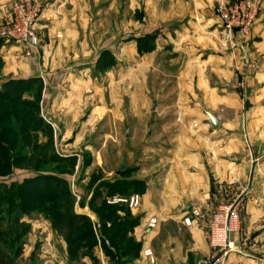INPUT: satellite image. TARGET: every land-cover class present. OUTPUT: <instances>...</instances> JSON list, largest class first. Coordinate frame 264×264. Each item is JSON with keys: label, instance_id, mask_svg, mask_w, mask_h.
Instances as JSON below:
<instances>
[{"label": "rangeland", "instance_id": "374dc122", "mask_svg": "<svg viewBox=\"0 0 264 264\" xmlns=\"http://www.w3.org/2000/svg\"><path fill=\"white\" fill-rule=\"evenodd\" d=\"M41 2L44 8L46 0ZM141 4L71 0L63 8L77 31L68 42L39 32L36 58H24L14 47L0 52V247L13 264H203L210 253L208 219L225 204L206 211L201 203L204 218L192 226L182 217L151 215L157 226L149 229L145 219L134 235L140 205L110 202L132 194L106 185L116 171L146 170L155 162L163 135L149 107L170 102L166 90L182 69L169 64L170 51L156 53L154 17H146ZM162 87L166 96L158 92ZM47 176L60 180L57 197L40 192V177ZM68 201L81 220L61 234L51 218L59 222ZM10 227L14 234L7 233ZM259 245L257 263L264 264V243Z\"/></svg>", "mask_w": 264, "mask_h": 264}, {"label": "crops", "instance_id": "0c3cea01", "mask_svg": "<svg viewBox=\"0 0 264 264\" xmlns=\"http://www.w3.org/2000/svg\"><path fill=\"white\" fill-rule=\"evenodd\" d=\"M69 1L46 0L37 21L38 35L47 32L53 37L56 33L61 41L68 42V34L77 31L70 12L63 8ZM9 2L0 0V21L8 13ZM141 2L144 15L154 17L156 53L159 49L170 51L169 64L182 69L174 73L173 83L166 90L170 102L149 107L158 134L163 135L162 144L156 145L155 162L146 170L121 168L107 185L113 193L141 195L134 235L151 215L157 214L161 221L179 220L193 198L211 209L229 203L244 191L236 206L235 226L240 231L232 236L239 241L244 234L245 241L238 245L249 256L231 253L227 264H258L259 244L264 243V0L249 35L243 38L255 64L247 73L243 93L237 88L239 75L233 69V59L229 53L218 51L215 0ZM169 20L168 27L158 24ZM13 47L25 58L20 46L0 39V52ZM67 86L66 82L63 90ZM162 90L158 92L166 96ZM208 113L216 118L217 125L208 121ZM193 227L197 235L199 229Z\"/></svg>", "mask_w": 264, "mask_h": 264}, {"label": "built area", "instance_id": "2783aa9c", "mask_svg": "<svg viewBox=\"0 0 264 264\" xmlns=\"http://www.w3.org/2000/svg\"><path fill=\"white\" fill-rule=\"evenodd\" d=\"M260 6L261 0H217L215 5L219 27L218 51L229 53L233 59V69L239 75L237 88L242 93L248 71L255 68V64L250 60L249 52L244 47L243 38L249 35ZM42 11L41 0H10L8 13L0 21V39L20 46L26 58H36L39 52L37 21ZM235 200L224 206H218L210 215L208 237L211 248L203 264H227V257L231 253L249 255L238 245L242 238L239 237V241L232 238L236 232L235 221L238 213L236 210L238 203L232 207ZM110 202L124 203L129 209H134L140 205L141 195L132 193L127 197L113 196ZM207 208L209 209L208 206L204 209L207 211ZM202 209L201 203L193 200L182 217L183 224L192 226L200 223L204 218ZM146 221L149 229L155 228L158 224V218L155 216H149ZM143 254L150 257L152 252L146 248Z\"/></svg>", "mask_w": 264, "mask_h": 264}, {"label": "trees", "instance_id": "16d2710c", "mask_svg": "<svg viewBox=\"0 0 264 264\" xmlns=\"http://www.w3.org/2000/svg\"><path fill=\"white\" fill-rule=\"evenodd\" d=\"M44 180L45 186L40 188V192L43 193H48L51 196L57 197V192H58V185H59V179L54 178L52 176H47L45 177H40ZM34 179V178H33ZM52 181H57L56 183L51 182ZM107 185V184H106ZM64 210L65 212L61 216V220L59 222H56L55 217H52L51 220L53 222V227L57 230V232L61 234H68L70 233V227L78 224L80 222V216L76 213H73L71 211V205L68 202H65L64 204ZM16 229L14 227H10L7 230L8 234H14ZM0 237H2V241H5V236L3 232H0ZM0 264H13V258L9 257V254L4 251L0 247Z\"/></svg>", "mask_w": 264, "mask_h": 264}, {"label": "water", "instance_id": "95a60500", "mask_svg": "<svg viewBox=\"0 0 264 264\" xmlns=\"http://www.w3.org/2000/svg\"><path fill=\"white\" fill-rule=\"evenodd\" d=\"M207 116H208V121L210 122V123H212L213 125H217V120H216V118L214 117V116H212L211 114H207ZM116 174H119V173H121V170H118V171H116L115 172ZM245 193H244V191L236 198V200H235V202L233 203V205H232V207H234L241 199H242V197H243V195H244Z\"/></svg>", "mask_w": 264, "mask_h": 264}]
</instances>
